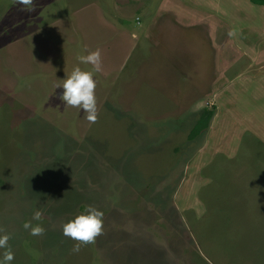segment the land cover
Returning <instances> with one entry per match:
<instances>
[{
	"label": "rangeland",
	"instance_id": "rangeland-1",
	"mask_svg": "<svg viewBox=\"0 0 264 264\" xmlns=\"http://www.w3.org/2000/svg\"><path fill=\"white\" fill-rule=\"evenodd\" d=\"M96 49L90 124L62 86ZM89 206L104 232L74 253ZM0 228L11 264H264V6L0 0Z\"/></svg>",
	"mask_w": 264,
	"mask_h": 264
},
{
	"label": "clouds",
	"instance_id": "clouds-1",
	"mask_svg": "<svg viewBox=\"0 0 264 264\" xmlns=\"http://www.w3.org/2000/svg\"><path fill=\"white\" fill-rule=\"evenodd\" d=\"M16 3L22 6V10H35L36 0H16ZM234 35V31L230 30L228 32L229 37ZM77 59L80 63L91 65L93 70L85 71L79 66L74 67L71 74L63 81L62 100L68 107L83 110L86 120L90 124H95L98 122V108L95 95L97 84L94 79V72L102 70L101 50L90 51L87 55L78 56ZM200 107L201 102H197L193 106V112L199 111ZM43 214L42 210L34 211L32 220L40 221ZM103 216L102 211L95 206H89L85 214L77 215L74 219L62 225L63 235L75 241L72 248L74 253H78L82 246L95 243L96 239L103 235ZM23 228L29 231V235L33 237L43 236L46 232V229L41 224L33 225L31 221L25 222ZM4 231V229L0 228V233ZM11 238L10 234L0 235V249H5L2 259H0V264H11L15 258V254L8 243Z\"/></svg>",
	"mask_w": 264,
	"mask_h": 264
},
{
	"label": "trees",
	"instance_id": "trees-1",
	"mask_svg": "<svg viewBox=\"0 0 264 264\" xmlns=\"http://www.w3.org/2000/svg\"><path fill=\"white\" fill-rule=\"evenodd\" d=\"M252 4L255 5H263L264 6V0H249ZM212 110H206L203 109L197 116V118L194 121V124L192 125L191 129L189 130L187 134L188 139H193L196 137L200 132H203L209 123V120L212 116Z\"/></svg>",
	"mask_w": 264,
	"mask_h": 264
},
{
	"label": "crops",
	"instance_id": "crops-1",
	"mask_svg": "<svg viewBox=\"0 0 264 264\" xmlns=\"http://www.w3.org/2000/svg\"><path fill=\"white\" fill-rule=\"evenodd\" d=\"M238 141V140H237ZM237 143V142H236Z\"/></svg>",
	"mask_w": 264,
	"mask_h": 264
}]
</instances>
